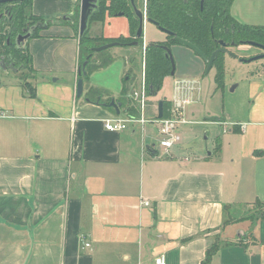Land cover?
<instances>
[{"label": "crops", "instance_id": "0c3cea01", "mask_svg": "<svg viewBox=\"0 0 264 264\" xmlns=\"http://www.w3.org/2000/svg\"><path fill=\"white\" fill-rule=\"evenodd\" d=\"M79 5L31 0L30 10L55 19ZM230 13L264 29V0H233ZM115 23L121 28L103 38L128 37L121 16L93 30ZM78 43L75 25L60 23L25 42L33 98L0 70V264H154L159 256L165 264H264V218L250 212L257 202L264 208V156L253 155L264 154V71L248 77L252 102L231 127L219 122L227 137L211 152L186 142L157 151L144 136L139 141L145 128L105 129L116 115L109 103L118 100L83 97L110 80L118 91L122 63H92L76 97ZM177 82L194 85L174 82V97ZM186 95L191 101L193 90Z\"/></svg>", "mask_w": 264, "mask_h": 264}, {"label": "trees", "instance_id": "16d2710c", "mask_svg": "<svg viewBox=\"0 0 264 264\" xmlns=\"http://www.w3.org/2000/svg\"><path fill=\"white\" fill-rule=\"evenodd\" d=\"M233 0H135V6L140 11L146 13V17L158 25L159 28L168 31L165 42L151 43L144 48L143 56V81L147 94L156 95L162 88L163 81L170 76L171 62L166 57L164 48L170 50L173 44H178L173 37L180 38L195 46L206 57L220 49V41L228 46L237 47L239 44L247 42H256L264 45V29L262 27H252L239 23L230 15V7ZM31 0H19L10 5L6 4L0 7V14L5 12L0 18V57L4 56L7 64L12 65L17 71L23 70L19 78L22 89L27 96L33 98L35 89L32 85L34 70L31 65V58L26 48L17 49L14 45V38L26 27L32 26L38 22L47 23V26L55 24V19H45L35 16L30 10ZM126 18L128 21V37H118L112 40L103 39L102 44L117 42L120 46H130V43L137 42V46H143L142 36L137 39L138 20L135 17L129 0H99L98 7L89 18L87 32L79 39V60L78 70L82 63L88 60L82 72L83 81L88 80L94 67L92 59L96 56L92 49L97 48L94 42L98 37H89L88 31L92 22L104 24L107 17L117 15ZM78 18V17H77ZM76 31L78 29L75 22ZM6 29V31H4ZM40 29H36L30 38L38 37ZM143 35V34H142ZM102 39V38H101ZM8 42V45L6 44ZM100 44V45H102ZM223 53H219L214 59L212 67H215L217 74L215 80L221 87L223 70L219 63V58ZM99 61L96 68L105 69L111 64L110 57L98 56ZM28 71L25 75L24 72ZM30 76V77H29ZM218 87V88H219ZM125 90L122 89L121 93ZM90 100L91 97L88 96ZM163 101L162 118L168 116L170 102ZM121 103V102H120ZM122 104V103H121ZM126 113L133 112L131 106L126 108ZM134 117L132 115H129ZM255 157L264 156L261 152H254ZM259 202L254 207L253 217L264 218V208L260 207ZM262 205V204H261ZM263 206V205H262ZM211 247L206 254V259L212 254Z\"/></svg>", "mask_w": 264, "mask_h": 264}, {"label": "rangeland", "instance_id": "374dc122", "mask_svg": "<svg viewBox=\"0 0 264 264\" xmlns=\"http://www.w3.org/2000/svg\"><path fill=\"white\" fill-rule=\"evenodd\" d=\"M68 14L69 19H64L65 15L55 18V24L60 23L61 25L70 26L75 25V22L77 21L78 25L77 17L79 15V6H76L73 11ZM94 23L95 22L91 23L87 35L89 37L99 38V40L94 42L95 45L99 46L95 47L106 45L102 44L104 39L103 35L105 34L104 32H113L116 28H121L119 25L120 23H115L113 27L112 24H110V28H107L108 24H106L104 30H102V28H96L93 30V26H95ZM4 31H6V29ZM142 34L141 41L143 45L159 43L166 37L164 32L147 20L143 22ZM170 53L174 62V75L168 76L164 79L162 88L156 95L146 93L143 117L146 120H149L150 124L145 125V134L141 132L138 133V139L141 141L144 136L143 138H145V140L154 142V144L156 143L155 150H163L159 146L161 136L156 133L157 127H155L154 124H151V121L156 119L158 103L161 100L169 101L173 99L174 82L181 80L193 81L194 85L190 86L194 93L193 99L188 105L184 106L183 118L186 123L178 128L181 140L180 143L178 142L177 144L186 142L189 146V150L193 151L195 148L197 149L206 143L207 151L211 152L213 143L215 146L216 141L221 143V140L227 137V135L223 133V126L219 125V122L226 123V126L231 127L230 123L237 120V118L241 119L252 102L249 94L250 88L249 82L247 81L248 77L255 71V69L264 71L263 68L258 66L260 63H263L264 60L243 63L240 62V59H248L260 55L263 52L258 48L246 44H239L237 47L230 45L228 51L221 54L219 58V63L223 70L221 87L218 86L215 80L217 74L216 68L212 67L208 74H205V64L194 51L181 44H173L170 47ZM230 54L236 55V58H233ZM95 55L96 56L92 59V63L94 64L98 62V56H102L110 57L111 64L109 66L119 63H122L125 66L122 77H120L119 81L120 88L118 91L111 89V83L113 80H110L108 81L110 84L108 89H100L99 87H97V89L93 88L91 93H83V97L89 96L95 98V95H99L103 97L104 100L115 98L122 103V111L131 106L133 112H128L127 115L139 118L141 115L140 106L138 103L136 104L131 97L134 92L140 93L141 91V81L143 78L142 59L144 56V49H142V46L129 47L117 45L95 53ZM93 67L95 68L96 66ZM7 73L18 79L21 77L23 70L17 72L8 71ZM24 74L27 75L28 71H25ZM4 78H6V76L0 72V80ZM84 82H86V80H84ZM233 86L236 87L231 91ZM122 89L125 90L124 93H121ZM112 111H114L113 108ZM122 115L123 114L118 116L115 115L114 117H122L121 119H124ZM127 127L130 129L131 127H139V125L128 123ZM149 137L150 139H147ZM175 145L173 147H175ZM253 211L255 212V209L251 207L250 212Z\"/></svg>", "mask_w": 264, "mask_h": 264}, {"label": "water", "instance_id": "95a60500", "mask_svg": "<svg viewBox=\"0 0 264 264\" xmlns=\"http://www.w3.org/2000/svg\"><path fill=\"white\" fill-rule=\"evenodd\" d=\"M19 0H0V7L6 4H10L13 2H16ZM135 0H129L130 5L133 9V12L135 13V16L138 20V29L136 32V38L139 39L142 36L143 33V22L145 19L144 14L136 8ZM98 2L99 0H80V5H79V15H78V38L80 39L88 30V26H89V18L91 16V14L96 11L97 7H98ZM5 12H3L2 14H0V18L2 15H4ZM118 17H120L121 15H117ZM69 19L68 15H65L64 19ZM147 20V19H146ZM148 22L152 23L153 25L157 26L158 25L154 22H151L150 20H147ZM47 23H41L38 22L32 26L26 27L22 30V33H19L18 35H16V37L14 38V45L17 49H21L23 48L25 42H27L32 33L36 30V29H40V30H44L46 29ZM161 31H163L166 35H171V33H169L166 30L160 29ZM173 40L175 42H177L178 44H181L189 49H191L192 51H194L204 62V64H206V69H205V74H208V72L211 70L214 59L218 56L219 53H224L226 50V43L220 41V49L214 51L212 53V55L208 58L206 57L203 53H201L195 46H193L192 44H190L187 41H184L180 38L177 37H173ZM119 45L117 42H113V43H109L106 45H103L101 47H97L92 49L93 53H98L101 51H104L110 47L113 46H117ZM246 45L255 47L260 49L263 53L248 59H240V62L243 63H251L257 60H264V45L256 43V42H247ZM130 46H137V42H132L130 43ZM165 52H166V57L170 59L171 62V72H170V76L174 75V62L170 53V50L167 48H164ZM233 58H236V55L234 54H230ZM91 58V55H88L87 59L82 63L80 69L77 72L78 75V79L76 81V86H75V95L77 98L81 97L82 93H83V79L82 76L85 75V72H82V70H84L85 66L88 63V60ZM0 70L8 72V71H12V72H17V69L14 68L12 65H9L5 62L4 60V56L0 57ZM236 86H233L231 88V91L234 90ZM120 103H115L114 100H111L109 103V107L113 108L116 112V115H119L120 111ZM162 107H163V101L161 100L158 103V110H157V119H161L162 118Z\"/></svg>", "mask_w": 264, "mask_h": 264}, {"label": "built area", "instance_id": "2783aa9c", "mask_svg": "<svg viewBox=\"0 0 264 264\" xmlns=\"http://www.w3.org/2000/svg\"><path fill=\"white\" fill-rule=\"evenodd\" d=\"M186 83L177 82L176 90L178 91V96L174 97L170 100V107L168 109V116L166 118L155 119L151 121V124L156 125L157 133L161 136L159 141L160 148L163 151L169 150L175 144L180 141V135L178 133L179 125H183L186 121L183 118V109L185 105H188L190 101L187 98V92L190 93L192 91V87L186 86ZM145 97L146 90L144 86V81L141 82V91L140 93L134 92L132 95V100L139 104L141 109V115L139 118L128 116L125 119H121L120 117H114L104 124V127L107 131L115 132V131H123L127 128V124H138L142 131H144V126L146 124H150L149 120H146L143 117V108L145 105ZM226 128H224V132ZM145 206L149 205V202H144ZM83 247H88V243H82ZM154 264H165V259L163 256H159L154 260Z\"/></svg>", "mask_w": 264, "mask_h": 264}, {"label": "flooded vegetation", "instance_id": "af4514ba", "mask_svg": "<svg viewBox=\"0 0 264 264\" xmlns=\"http://www.w3.org/2000/svg\"><path fill=\"white\" fill-rule=\"evenodd\" d=\"M146 1V0H145ZM8 5H10V4H8ZM143 14H144V16H145V19H144V21L147 19V20H149L147 17H146V13L144 12V11H141ZM135 14V13H134ZM136 17V16H135ZM159 30L161 29V28H159V27H157ZM163 32V31H162ZM166 35V34H165ZM167 36V35H166ZM167 40V38L165 37V41ZM164 41V42H165ZM162 43V42H161ZM7 45H8V42L6 43ZM227 45V44H226ZM228 48H229V46L227 45L226 46V51H228ZM3 56H5L4 54H3ZM205 67H206V64H205Z\"/></svg>", "mask_w": 264, "mask_h": 264}]
</instances>
